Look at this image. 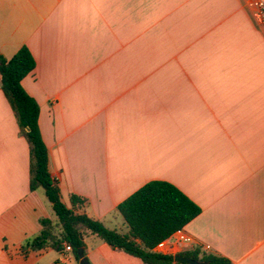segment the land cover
Returning a JSON list of instances; mask_svg holds the SVG:
<instances>
[{"label":"crops","instance_id":"0c3cea01","mask_svg":"<svg viewBox=\"0 0 264 264\" xmlns=\"http://www.w3.org/2000/svg\"><path fill=\"white\" fill-rule=\"evenodd\" d=\"M21 46L63 203L77 195V212L126 232L117 205L167 181L200 213L180 229L193 243H174L176 231L154 251L264 264V23L244 0H0V55ZM29 166L0 86V264H79L65 242L22 249L39 218L56 221ZM83 240L91 264H144Z\"/></svg>","mask_w":264,"mask_h":264},{"label":"trees","instance_id":"16d2710c","mask_svg":"<svg viewBox=\"0 0 264 264\" xmlns=\"http://www.w3.org/2000/svg\"><path fill=\"white\" fill-rule=\"evenodd\" d=\"M34 66V58L26 46H21L9 59L0 55V86L12 106L19 133L28 142L29 189L42 188L56 216L55 222L39 218V233L26 239L22 249L60 250L61 244L66 242L78 259L76 251L85 246L83 238L93 235L114 249L140 258L144 264H180L174 261L172 254L153 250L200 213V208L175 185L151 180L119 203L116 209L128 228L126 232L110 229L84 212H77L75 209L84 203L77 195H70V206L61 201L57 183L48 171V152L38 126L39 106L21 84ZM180 254L203 264H231L229 259L201 252L197 247Z\"/></svg>","mask_w":264,"mask_h":264},{"label":"built area","instance_id":"2783aa9c","mask_svg":"<svg viewBox=\"0 0 264 264\" xmlns=\"http://www.w3.org/2000/svg\"><path fill=\"white\" fill-rule=\"evenodd\" d=\"M245 6L249 11L252 19L258 23H264V0H244ZM174 243L189 244L193 243V238L187 233L178 230L173 236ZM164 242L161 241L157 244V247L162 248ZM66 250H71V247L68 243H64Z\"/></svg>","mask_w":264,"mask_h":264},{"label":"water","instance_id":"95a60500","mask_svg":"<svg viewBox=\"0 0 264 264\" xmlns=\"http://www.w3.org/2000/svg\"><path fill=\"white\" fill-rule=\"evenodd\" d=\"M80 238H82V235H80ZM76 253H77L79 264H89L87 257L84 255V246L77 248ZM173 259L175 262H179V263L203 264V262L200 260L193 259V258H190L188 256L181 255L179 253H175L173 255Z\"/></svg>","mask_w":264,"mask_h":264},{"label":"rangeland","instance_id":"374dc122","mask_svg":"<svg viewBox=\"0 0 264 264\" xmlns=\"http://www.w3.org/2000/svg\"><path fill=\"white\" fill-rule=\"evenodd\" d=\"M121 216V215H120ZM121 219H122V217H121ZM123 221V220H122Z\"/></svg>","mask_w":264,"mask_h":264}]
</instances>
